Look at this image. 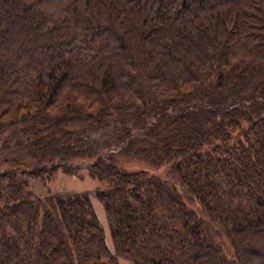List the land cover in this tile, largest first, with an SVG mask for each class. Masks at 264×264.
I'll return each mask as SVG.
<instances>
[{
  "label": "trees",
  "instance_id": "trees-1",
  "mask_svg": "<svg viewBox=\"0 0 264 264\" xmlns=\"http://www.w3.org/2000/svg\"><path fill=\"white\" fill-rule=\"evenodd\" d=\"M7 125L0 264H264V0H0Z\"/></svg>",
  "mask_w": 264,
  "mask_h": 264
},
{
  "label": "rangeland",
  "instance_id": "rangeland-1",
  "mask_svg": "<svg viewBox=\"0 0 264 264\" xmlns=\"http://www.w3.org/2000/svg\"><path fill=\"white\" fill-rule=\"evenodd\" d=\"M12 121L9 118H7V123H12ZM12 129H14V128L10 125V126H8V128H6L2 132V134H0V149H3L2 147H4V145H5V142L3 139H5L7 137V135L11 133ZM237 136H238V132H235L233 134V138L237 139L238 138ZM12 155L16 156L15 152ZM3 156H4V154L0 151V170L5 169L7 167V164L4 163ZM13 156H12V158H13ZM12 158H10V160ZM39 158H41V156H39ZM17 159L19 160L22 158L20 156H17ZM87 161L88 160H86V159H79V160H75L73 162L74 163H83V162L87 163ZM123 162H124V167L129 171L146 170V171L151 172V173L156 172L153 169L146 166V164H144L142 162L128 161L127 159H125ZM165 172H166L165 169H164V171H161V175L164 177H166ZM65 173L66 172L61 168L51 169V167H48V169L44 172V175L42 177L43 179L31 178L29 180L28 187L26 190L31 195H35L38 197L45 198V197H48L50 195H56V194L61 193V192H63V193L70 192V191H73V192H86V191L93 192V191H96L99 186H101V184H99L98 181H96L92 177L87 176L84 172H82L83 173L82 175H79V174L74 175V174H69V173L65 174ZM156 173H158V172H156ZM81 176H83V177L81 178ZM101 187H103V186H101ZM95 202H96V200L94 201V203ZM188 204L197 212V214H199L200 216L203 214L202 208L199 204H195L194 202H188ZM97 206L99 207L98 204H97ZM99 217L102 221L104 228L106 229L107 232H109L104 211L99 212ZM107 243H108V246H110V248L112 249L113 244H112V241L110 239L109 233H108ZM222 245H223L222 249H224V251H226L228 254L233 253L230 242L227 239L222 240ZM230 257H232V256L230 255ZM119 260H120L121 264H132L130 261H128L124 258H120Z\"/></svg>",
  "mask_w": 264,
  "mask_h": 264
},
{
  "label": "crops",
  "instance_id": "crops-1",
  "mask_svg": "<svg viewBox=\"0 0 264 264\" xmlns=\"http://www.w3.org/2000/svg\"><path fill=\"white\" fill-rule=\"evenodd\" d=\"M86 192H90V191H86ZM95 204H96V205H95V206H96V209H98L99 211H102V209H101V205H99L98 202H96ZM97 204L99 205V207L97 206Z\"/></svg>",
  "mask_w": 264,
  "mask_h": 264
}]
</instances>
